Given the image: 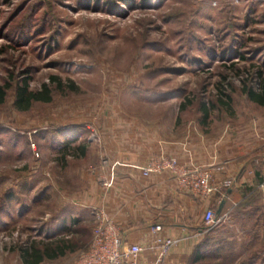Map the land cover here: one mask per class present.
<instances>
[{
  "label": "rangeland",
  "instance_id": "374dc122",
  "mask_svg": "<svg viewBox=\"0 0 264 264\" xmlns=\"http://www.w3.org/2000/svg\"><path fill=\"white\" fill-rule=\"evenodd\" d=\"M24 83L51 101L19 111ZM263 86L264 0H0V264L73 230L90 241L97 207L82 170L104 167L105 136L162 135L201 119V102L218 126L264 118L244 94ZM229 225L213 229L210 248L223 250L205 264L264 249V226Z\"/></svg>",
  "mask_w": 264,
  "mask_h": 264
},
{
  "label": "crops",
  "instance_id": "0c3cea01",
  "mask_svg": "<svg viewBox=\"0 0 264 264\" xmlns=\"http://www.w3.org/2000/svg\"><path fill=\"white\" fill-rule=\"evenodd\" d=\"M232 122L218 126L207 119L194 118L176 122L162 135L105 136L104 154L100 155L105 158L104 167L94 172L87 165L82 170V178L92 186L86 202L113 218L128 245L145 247L156 237L176 240L164 264H205L201 259L192 261V253L205 239L212 242L219 236L216 229L205 230L202 217L207 209L216 213L224 202L217 215L222 217L217 227L226 223L235 229L247 223L259 229L264 226V118L249 114ZM87 150V145L82 144L76 155L84 159ZM159 155L181 168L207 172L215 185L225 180H230L231 185L205 197L181 186L169 171L144 176L142 170L149 159ZM92 180L100 184L95 187ZM102 182L108 186L103 187ZM153 225H161L162 231L153 233ZM70 235L71 232L64 237ZM143 256L149 261L153 258L150 253Z\"/></svg>",
  "mask_w": 264,
  "mask_h": 264
},
{
  "label": "built area",
  "instance_id": "2783aa9c",
  "mask_svg": "<svg viewBox=\"0 0 264 264\" xmlns=\"http://www.w3.org/2000/svg\"><path fill=\"white\" fill-rule=\"evenodd\" d=\"M35 152L34 145H32ZM163 171L173 173L180 185L201 196L208 197L220 193L221 189L229 188L230 180L223 181L219 186L212 182L211 176L198 168H181L175 161L159 155L150 158L142 170L144 176L159 174ZM103 187L108 184L102 182ZM264 187V186H263ZM91 238L84 249L77 252L69 264H164L170 249L176 240L166 237H156L145 247L128 245L122 240L121 231L117 224L104 209H93ZM214 209L203 213L202 221L205 230L211 231L221 222ZM153 233L162 231L161 225L151 227ZM150 253L149 261L143 255Z\"/></svg>",
  "mask_w": 264,
  "mask_h": 264
},
{
  "label": "trees",
  "instance_id": "16d2710c",
  "mask_svg": "<svg viewBox=\"0 0 264 264\" xmlns=\"http://www.w3.org/2000/svg\"><path fill=\"white\" fill-rule=\"evenodd\" d=\"M3 91L0 90V99H3ZM244 94L252 102H255L261 106H264V86L260 93H255L253 89H245ZM15 106L19 111L27 110L32 103L44 102L49 103L51 101L50 89L47 86H43L41 91L34 92L27 89V84L24 83L16 89L15 93ZM229 98V97H228ZM225 107L227 102L220 100ZM187 107L182 104L180 110L183 111ZM201 114L202 121L208 118V108L205 103L201 102L198 108ZM81 150L82 147H76ZM89 242V241H88ZM88 242L83 239V232L80 229L73 230L70 237H62L52 241H40L32 242L27 248L20 250V260L23 264H40L44 260H56L65 257L67 254H73L81 251L86 247ZM209 244H213L211 240L205 239L203 244L197 246L192 253V261L207 260L208 255H219L222 252V248L219 249L217 245L210 248ZM217 261L216 257H213L211 261ZM241 264H264V249L262 251L258 249L251 256L243 261Z\"/></svg>",
  "mask_w": 264,
  "mask_h": 264
},
{
  "label": "water",
  "instance_id": "95a60500",
  "mask_svg": "<svg viewBox=\"0 0 264 264\" xmlns=\"http://www.w3.org/2000/svg\"><path fill=\"white\" fill-rule=\"evenodd\" d=\"M223 205H224V202H221L220 205H219V207H218V209H217V211H216V215H219L221 213V210L223 208Z\"/></svg>",
  "mask_w": 264,
  "mask_h": 264
}]
</instances>
